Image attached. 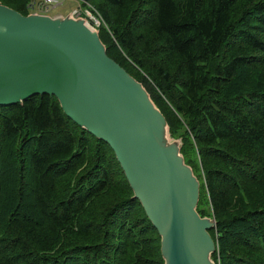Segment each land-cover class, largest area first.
I'll return each mask as SVG.
<instances>
[{
    "label": "trees",
    "instance_id": "trees-1",
    "mask_svg": "<svg viewBox=\"0 0 264 264\" xmlns=\"http://www.w3.org/2000/svg\"><path fill=\"white\" fill-rule=\"evenodd\" d=\"M85 1L182 141L196 209L216 220L213 260L264 264V0ZM28 2L0 0L23 15ZM163 263L107 143L54 96L0 106V264Z\"/></svg>",
    "mask_w": 264,
    "mask_h": 264
},
{
    "label": "water",
    "instance_id": "water-1",
    "mask_svg": "<svg viewBox=\"0 0 264 264\" xmlns=\"http://www.w3.org/2000/svg\"><path fill=\"white\" fill-rule=\"evenodd\" d=\"M54 96L75 124L113 150L160 236L163 264H216L214 217L197 211L199 180L144 85L71 12L23 15L0 3V106Z\"/></svg>",
    "mask_w": 264,
    "mask_h": 264
},
{
    "label": "built area",
    "instance_id": "built-area-1",
    "mask_svg": "<svg viewBox=\"0 0 264 264\" xmlns=\"http://www.w3.org/2000/svg\"><path fill=\"white\" fill-rule=\"evenodd\" d=\"M67 0H29L27 9L31 13L46 14L54 8L61 6ZM76 7L71 11L74 17H82L94 28L98 29L103 22L100 15L93 10V7L85 0H75ZM104 23V22H103Z\"/></svg>",
    "mask_w": 264,
    "mask_h": 264
},
{
    "label": "rangeland",
    "instance_id": "rangeland-1",
    "mask_svg": "<svg viewBox=\"0 0 264 264\" xmlns=\"http://www.w3.org/2000/svg\"><path fill=\"white\" fill-rule=\"evenodd\" d=\"M76 5H77V2L75 0H67L61 6L54 8L48 14L51 16H54L56 14H67L71 12L76 7ZM100 26H105V24L101 22Z\"/></svg>",
    "mask_w": 264,
    "mask_h": 264
},
{
    "label": "bare ground",
    "instance_id": "bare-ground-1",
    "mask_svg": "<svg viewBox=\"0 0 264 264\" xmlns=\"http://www.w3.org/2000/svg\"><path fill=\"white\" fill-rule=\"evenodd\" d=\"M236 130V129H235ZM227 139V138H226ZM224 154V153H223ZM229 156V155H228ZM41 184V183H40ZM36 187V186H35ZM215 187V186H214ZM260 202V201H259ZM238 217V216H237ZM77 225V224H76ZM241 228V227H240ZM65 237V236H64ZM229 239V238H228Z\"/></svg>",
    "mask_w": 264,
    "mask_h": 264
}]
</instances>
